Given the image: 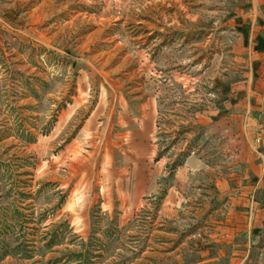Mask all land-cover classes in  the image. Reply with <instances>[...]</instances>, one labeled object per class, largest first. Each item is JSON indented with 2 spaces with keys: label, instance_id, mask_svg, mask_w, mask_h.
Listing matches in <instances>:
<instances>
[{
  "label": "rangeland",
  "instance_id": "1",
  "mask_svg": "<svg viewBox=\"0 0 264 264\" xmlns=\"http://www.w3.org/2000/svg\"><path fill=\"white\" fill-rule=\"evenodd\" d=\"M249 5L0 0V264L257 262L223 237L219 173L178 171L225 160L209 127Z\"/></svg>",
  "mask_w": 264,
  "mask_h": 264
},
{
  "label": "crops",
  "instance_id": "2",
  "mask_svg": "<svg viewBox=\"0 0 264 264\" xmlns=\"http://www.w3.org/2000/svg\"><path fill=\"white\" fill-rule=\"evenodd\" d=\"M241 16V22L235 23L240 35L235 48L241 49L235 53V60L246 64L244 79L240 86L228 88L231 92L225 106L209 127L210 133L216 132L221 138L224 152L216 154H222L225 160L211 166L199 155L188 154L178 171L206 169L219 173L208 185L213 196L225 206L223 237L243 233L248 253L250 247L259 243L260 254L255 264H264V0H251ZM100 133L98 139L105 140ZM130 151L138 152V148ZM99 152L106 149L99 148Z\"/></svg>",
  "mask_w": 264,
  "mask_h": 264
}]
</instances>
